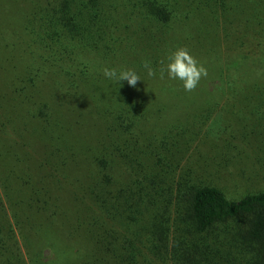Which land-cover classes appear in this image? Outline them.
<instances>
[{
    "label": "trees",
    "instance_id": "obj_1",
    "mask_svg": "<svg viewBox=\"0 0 264 264\" xmlns=\"http://www.w3.org/2000/svg\"><path fill=\"white\" fill-rule=\"evenodd\" d=\"M217 3L32 0L42 45L0 110V264H264V189L229 198L189 169L173 190L165 144L138 140L148 88L181 97L182 82L160 76L166 55L193 51Z\"/></svg>",
    "mask_w": 264,
    "mask_h": 264
},
{
    "label": "rangeland",
    "instance_id": "obj_2",
    "mask_svg": "<svg viewBox=\"0 0 264 264\" xmlns=\"http://www.w3.org/2000/svg\"><path fill=\"white\" fill-rule=\"evenodd\" d=\"M217 1L216 18L194 29L200 37L191 44L207 76L196 91L177 90L181 97L155 86L146 101L134 99L147 105L137 132L141 145L163 143L164 159L176 160L168 173L176 171L175 179H166L173 190L177 178L192 169L194 181L238 199L264 189V0ZM41 45L32 40V0H0V110L15 87L9 80L17 84L31 72ZM117 163L119 178H135ZM142 233L136 236L140 247Z\"/></svg>",
    "mask_w": 264,
    "mask_h": 264
},
{
    "label": "clouds",
    "instance_id": "obj_3",
    "mask_svg": "<svg viewBox=\"0 0 264 264\" xmlns=\"http://www.w3.org/2000/svg\"><path fill=\"white\" fill-rule=\"evenodd\" d=\"M143 67L149 77L157 75L150 63L145 62ZM165 73L170 80L181 81L187 92L196 89L201 78L208 74L203 63L194 57L186 47H177L168 54L167 64L160 70L161 78ZM103 74L107 79L114 80L120 85L122 81H127L128 85L135 87L138 81H143L139 72L132 68L120 71L105 68Z\"/></svg>",
    "mask_w": 264,
    "mask_h": 264
}]
</instances>
